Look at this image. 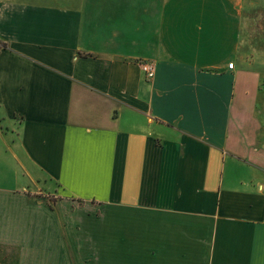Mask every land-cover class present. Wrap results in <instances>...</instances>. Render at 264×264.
<instances>
[{
  "label": "crops",
  "instance_id": "0c3cea01",
  "mask_svg": "<svg viewBox=\"0 0 264 264\" xmlns=\"http://www.w3.org/2000/svg\"><path fill=\"white\" fill-rule=\"evenodd\" d=\"M246 6L0 0V264H264Z\"/></svg>",
  "mask_w": 264,
  "mask_h": 264
},
{
  "label": "rangeland",
  "instance_id": "374dc122",
  "mask_svg": "<svg viewBox=\"0 0 264 264\" xmlns=\"http://www.w3.org/2000/svg\"><path fill=\"white\" fill-rule=\"evenodd\" d=\"M242 29L240 32L239 55L240 64L249 71V75L257 78L258 93L253 97L256 111L259 116L264 118V0H247V6L244 9L242 17ZM252 79L249 80V85ZM51 204L56 199L50 198ZM82 206V205H81ZM112 211V208L104 211ZM93 211L102 218L100 208ZM103 211V212H104Z\"/></svg>",
  "mask_w": 264,
  "mask_h": 264
},
{
  "label": "built area",
  "instance_id": "2783aa9c",
  "mask_svg": "<svg viewBox=\"0 0 264 264\" xmlns=\"http://www.w3.org/2000/svg\"><path fill=\"white\" fill-rule=\"evenodd\" d=\"M142 70L146 73V76L149 79L153 77L154 71L150 65L142 64Z\"/></svg>",
  "mask_w": 264,
  "mask_h": 264
},
{
  "label": "trees",
  "instance_id": "16d2710c",
  "mask_svg": "<svg viewBox=\"0 0 264 264\" xmlns=\"http://www.w3.org/2000/svg\"><path fill=\"white\" fill-rule=\"evenodd\" d=\"M4 47V46H3ZM51 207V206H50Z\"/></svg>",
  "mask_w": 264,
  "mask_h": 264
}]
</instances>
